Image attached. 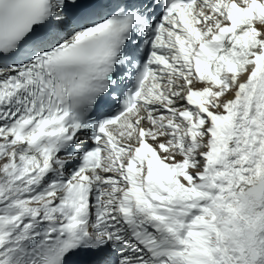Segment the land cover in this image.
<instances>
[{
    "label": "snow or ice",
    "instance_id": "obj_1",
    "mask_svg": "<svg viewBox=\"0 0 264 264\" xmlns=\"http://www.w3.org/2000/svg\"><path fill=\"white\" fill-rule=\"evenodd\" d=\"M0 264H264V0H0Z\"/></svg>",
    "mask_w": 264,
    "mask_h": 264
}]
</instances>
